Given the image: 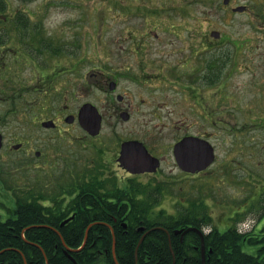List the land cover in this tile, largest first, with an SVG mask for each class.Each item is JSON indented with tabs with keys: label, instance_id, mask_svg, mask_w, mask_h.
Masks as SVG:
<instances>
[{
	"label": "flooded vegetation",
	"instance_id": "obj_1",
	"mask_svg": "<svg viewBox=\"0 0 264 264\" xmlns=\"http://www.w3.org/2000/svg\"><path fill=\"white\" fill-rule=\"evenodd\" d=\"M134 1L129 0L128 4L133 6ZM167 1L157 0L156 3L140 0L135 8L145 11V16L164 10L174 11V20L167 23L176 31L179 22L184 27L187 25L186 40H109L102 52L89 54L81 51V40H61L51 45L48 42L44 48L48 54L44 57L37 51L35 42H18V49L22 52L16 54L17 65L28 59L23 62V66L31 63L36 68L35 76L17 82L19 95L31 91L34 96L30 104L37 110L48 108L46 104L54 98L59 100V96L64 102L62 106L54 107L53 112L45 113L36 120L33 118L34 124L41 125L42 121L51 120L49 126L42 128L55 131L59 136L67 133L62 131L76 128L77 133L71 136L81 143L82 149L95 148L96 142L101 141L103 128L107 127V146L103 144L106 149L100 155L104 152L109 155L100 164L73 173L68 168L69 164H66L68 160L59 154L61 142L50 145L44 151L35 148L28 139L7 143L3 138L0 148L1 221L10 219L14 215V208L19 210V204L42 205L48 219L57 207L67 210L66 219L73 218L78 208L90 210L95 205L109 204L116 206V209L114 212L103 209L106 212L104 217L126 223L131 214V204L144 199L149 189L158 193V206L154 210L163 208L161 204L165 199L175 206V210L167 214L177 215L191 207V192L187 195L181 193L184 184L181 179L208 174L213 163L201 170L186 169L180 160V153H176V146L187 137L199 138L213 146L216 158L207 129L215 123L214 115L224 117L222 104L233 100L226 92L228 78L241 67L251 74L254 85L258 83L255 76L260 73L264 76V69L255 66L261 59L264 60V50L253 54L254 58L251 54L260 44L252 42V36L232 38L216 24H225L228 17L240 15L253 29L264 32V0L255 1V4L251 0L248 3L244 0L236 3H233L234 0H220L214 9H205L199 14L194 11L195 6L189 9L198 0H176L173 4H167ZM209 12H214L215 17L210 18L207 15ZM155 38H158L157 34ZM256 40H262L263 43L264 37L260 36ZM245 45L251 58L242 62L241 54ZM229 48L233 50L231 55ZM18 55L24 59L20 60ZM254 60L257 64H254ZM162 77L172 78V85L167 87L171 94L162 91ZM31 81L33 85H30ZM260 88L264 92V86ZM212 98L216 99L214 108L211 105ZM252 99L242 123L264 125V112L253 109L264 103V95L261 98L258 92ZM148 101L152 107L144 112L140 107ZM180 102L188 108L187 115L193 112L191 122L185 114L180 115L177 109ZM217 105L221 110H216ZM93 112L100 116L99 130L90 134L85 126L89 122L85 116ZM196 119L204 126L202 132L190 130V127L195 126ZM121 121H133L124 134L117 133ZM126 142L130 144L125 148L123 144ZM15 152H21L20 157H12L11 154ZM94 162L95 159L90 161ZM9 163L16 166L6 165ZM68 174L72 180L67 181ZM188 187L193 190L195 186L192 184ZM261 188L253 189L245 198L240 196L235 203L226 200L221 205L224 208L222 226L213 222V215L206 204L209 222L204 220V216H198V226L188 224L175 228L181 229L179 232L173 230L179 246L182 247L184 237L190 232L184 229L188 226L197 227L200 232H193L197 234L198 240L193 239L190 248L199 252L201 264L202 258L205 264L207 254L212 252V247L205 245L208 236L215 231L235 230L240 236V251L262 260L264 252L259 250L264 251V188ZM99 189L101 194L96 192ZM260 193L263 194L261 199L256 197ZM255 211L259 214L249 225L245 218ZM122 227V232H127L126 225ZM52 229L55 231L57 228ZM136 230L139 238L143 235L142 239L154 232V229L145 227ZM163 230L170 246L171 233ZM110 232L112 234L113 230ZM96 234L102 235V232ZM134 257L136 260L135 249Z\"/></svg>",
	"mask_w": 264,
	"mask_h": 264
},
{
	"label": "rangeland",
	"instance_id": "obj_2",
	"mask_svg": "<svg viewBox=\"0 0 264 264\" xmlns=\"http://www.w3.org/2000/svg\"><path fill=\"white\" fill-rule=\"evenodd\" d=\"M128 1L3 0V7L0 9V37L2 38L0 40V132L7 143L8 141L16 142L18 139H28L35 148L44 149L45 151L49 149L50 145L61 142V152L59 154L68 160L66 164H69L68 168L73 173L80 169L86 170L90 165L100 164L109 155L107 152L100 155L101 151L106 149L103 144H107L105 140L109 132L107 127L103 128L100 135L101 141L96 142V146H93L95 148L82 149L81 143L71 136L77 133L76 128L62 131L67 133L59 136L57 132L43 130L39 124L32 122L28 112L29 108L33 107L30 101L34 94L29 91L19 95L16 87L18 81L24 82V80L27 81L30 77L35 76L36 68L31 63L23 66V62H27L28 59L23 60L24 58L20 57L21 55H18V57L23 61L18 66L15 57L16 54L22 52L18 49L20 40L35 42L37 51L42 57L48 54L44 49L48 42L51 45V43H58L61 40H81V51L84 54L102 52L103 48L107 47L109 40H186L188 36L187 25L184 27L179 22L176 31L174 27H170L167 23L174 20V11L164 10L160 11L159 14L154 12L155 14L151 13L145 16V11L135 8L140 0H135L133 6L129 3L131 7L128 6ZM238 1L234 0L233 3ZM244 1L248 3V0ZM251 1L255 4V1L259 2L260 0ZM152 2L158 3L157 0H152ZM174 2L176 0H168L167 4H173ZM218 2L220 0H211V2L198 0L189 9L195 6L194 11L199 14V11L214 9ZM207 15L210 18L215 17L214 12H209ZM22 17L24 21L20 22ZM243 19L244 16H232L228 17L225 24L219 23L216 25L232 38L252 36L251 39L253 40L251 41L260 44L259 48H255L251 53L254 58L253 54L264 50V41L261 43L262 40H256L260 36L264 37V32L253 29ZM14 23L17 24L14 25ZM9 32L11 37L8 35ZM155 34L158 38H155ZM244 49L243 54H241L243 57L242 62L251 58L246 45ZM228 51L230 55L233 52L231 48ZM254 64H257L256 60H254ZM255 66L264 69V60L261 59L259 64ZM254 78L258 80L255 85L251 82V74L242 67L228 78L226 92L229 96H232L233 100H227L226 104H222L221 109L223 108L224 117L219 114L214 115L213 120L215 123L207 129L217 157L208 174L181 179V182H184L181 193L184 192L187 195L188 192H191V202L199 204L202 201L205 207L208 206L211 211L209 212L213 215V222L217 226L224 224V215H222L224 208L221 205L226 200L232 204L237 202L240 196L245 198V195L250 194L253 189L264 188V125H244L242 123L248 112V106L253 101L252 98L256 97L258 92L261 98L264 95L263 90L260 88L264 86L263 74L260 73ZM30 85H33L32 81ZM160 85H162L163 92L171 94L167 88L172 85L171 77H162ZM210 95L213 96L214 94ZM59 97V100L54 98L51 99V103H44L48 105H45L48 108L37 110V116H44L45 113L53 112L54 107L62 106L64 102H62V96ZM215 100L212 98V108H214ZM50 104L52 108H50ZM70 105H74V103ZM151 107L152 104L148 101L140 108L144 112H148V108ZM216 107V110H221L218 105ZM177 109L180 115L185 114L191 122L193 112L187 115L188 108L184 103L180 102ZM253 109H259L261 113L264 112V103H261L259 107L255 106ZM134 117L138 118L136 115ZM130 123H133V121H121L117 133L124 134ZM203 127V124H199L196 119L195 126L190 127V130L202 132ZM15 147H18V145ZM11 155H13L12 157H20L21 152H15ZM1 158L0 152V160ZM16 159L18 158L16 157ZM92 159H95L94 163H90ZM6 165L16 166L10 163ZM180 176L182 175L180 174ZM66 178H68L67 181L72 180L69 174ZM192 184L195 186L194 189H188V186ZM262 196L263 194L260 193L256 197L261 199ZM260 204H263V202L260 201ZM161 206L168 212L175 210V206L168 199L163 200ZM258 214L255 211L254 214L248 215L245 218L247 219L246 222H249V225L252 224L250 222H252V219L255 220Z\"/></svg>",
	"mask_w": 264,
	"mask_h": 264
},
{
	"label": "trees",
	"instance_id": "obj_3",
	"mask_svg": "<svg viewBox=\"0 0 264 264\" xmlns=\"http://www.w3.org/2000/svg\"><path fill=\"white\" fill-rule=\"evenodd\" d=\"M2 3L3 0H0V9L3 7ZM8 35L11 37L10 32ZM96 192L101 194V189ZM156 196L157 193L149 189L144 199L131 204V214L126 220L127 232H122L120 219L113 221L104 217L106 212L103 209L114 212L116 206L113 205H95L90 210L78 208L73 218L60 226V222L68 215L64 207H57L48 219L42 205L19 204V210L13 211L14 215L10 219L0 220V262L24 264L25 260L26 264H45L47 259V264H115L110 254L112 229L119 264H172L173 255L174 264H201L199 252L190 248L192 240H198L197 234L190 231L184 237L181 247L177 236L172 232L175 228L188 224L198 226V216H204V220L209 222L206 207L200 201L199 204L192 202V208L180 211L177 215L165 214L164 210L154 212ZM91 222L94 223L88 228L85 245L80 250H72L82 243L84 231ZM31 224L35 225L27 227ZM42 224L48 226H37ZM141 225L145 228H160H155L154 232L144 236L138 245L135 260L134 249L139 238L136 229ZM51 227L57 228L61 236ZM163 229L171 233V250ZM96 232H102V235H97ZM240 243V236L235 230L215 231L205 240V245L212 247L205 264H264L262 256L259 261L241 252ZM65 246L71 248L68 251L70 256L64 252Z\"/></svg>",
	"mask_w": 264,
	"mask_h": 264
},
{
	"label": "water",
	"instance_id": "obj_4",
	"mask_svg": "<svg viewBox=\"0 0 264 264\" xmlns=\"http://www.w3.org/2000/svg\"><path fill=\"white\" fill-rule=\"evenodd\" d=\"M85 117H86V120L89 121L85 123V126L87 127L89 133L90 134L97 133L99 130V121H100V116L98 115V113L97 115L94 112L92 114L86 113ZM50 124H51L50 120L42 122V125L44 126H48ZM129 144L130 142H126L123 144V146L126 148ZM0 146H1V134H0ZM177 152L180 153V158H181L180 160L182 164L184 163L185 165L184 167L186 169H190L191 171H194L197 169L198 170L204 169L214 159L213 148L211 147V145H209L206 141H203L199 138H191V137L185 138L179 143L178 146H176V153ZM65 221H67V219L62 221L61 224H63ZM190 229L195 230L196 228H187L185 231L190 230ZM179 231L181 230H176L175 232H179ZM141 239H142V236L140 237L138 244L140 243ZM85 241H86V232H85L81 246H79L75 250L80 249L85 244ZM70 249L71 248L64 249L65 253L68 254V251ZM68 256L70 255L68 254ZM112 256H113V260L115 264H118L116 257H115V253H114V240L112 243ZM46 264H47V260H46ZM202 264H204L203 258H202Z\"/></svg>",
	"mask_w": 264,
	"mask_h": 264
},
{
	"label": "bare ground",
	"instance_id": "obj_5",
	"mask_svg": "<svg viewBox=\"0 0 264 264\" xmlns=\"http://www.w3.org/2000/svg\"><path fill=\"white\" fill-rule=\"evenodd\" d=\"M172 264H174V259H173V261H172Z\"/></svg>",
	"mask_w": 264,
	"mask_h": 264
}]
</instances>
